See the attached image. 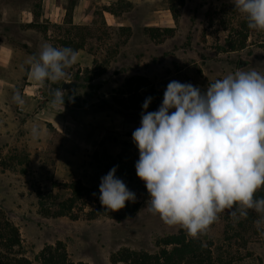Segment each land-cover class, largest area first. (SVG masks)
<instances>
[{
  "label": "rangeland",
  "instance_id": "1",
  "mask_svg": "<svg viewBox=\"0 0 264 264\" xmlns=\"http://www.w3.org/2000/svg\"><path fill=\"white\" fill-rule=\"evenodd\" d=\"M97 1L90 27H66L68 47L82 45L95 62L89 70L75 65L67 70L72 87L65 91L64 108L52 109L43 100L20 107L12 99L16 91L23 95L20 88L0 94V212L19 230L15 250L33 264H42L41 252L58 243L75 263L130 264L122 260L126 251L156 253L163 238L180 231L187 235L145 208L149 194L136 175L139 151L132 140L142 104L151 96L147 111L157 110L172 80L206 89L237 69L264 73V32L250 30L231 0H184L181 5L173 0L175 14L169 0ZM103 11L123 27L107 26ZM137 83L143 87L139 91ZM63 84L40 90L51 100L50 90ZM34 126L40 130L37 139L31 136ZM114 166L116 176L136 194L139 207L133 215L90 219L91 203L77 220L41 214L40 192L58 202L70 195L63 184L80 181L99 188ZM258 192L264 193V187ZM257 218L250 212L234 222L227 212L220 214L206 235L213 243L214 264H264V235L253 223ZM12 258L4 253L3 264Z\"/></svg>",
  "mask_w": 264,
  "mask_h": 264
},
{
  "label": "clouds",
  "instance_id": "2",
  "mask_svg": "<svg viewBox=\"0 0 264 264\" xmlns=\"http://www.w3.org/2000/svg\"><path fill=\"white\" fill-rule=\"evenodd\" d=\"M231 3L250 30L264 32V0ZM76 62L71 47L45 42L21 70L43 87L69 83L67 70ZM50 95L52 109L64 108L61 87ZM12 99L23 107L19 91ZM152 100H144L140 126L132 132L139 151L136 175L149 194L146 210L192 239L207 235L222 213L239 222L255 212L254 226L264 235V196H256L264 187V73L237 69L206 89L172 80L158 109L147 111ZM39 135L34 126L32 138ZM117 168L102 176L99 185L101 205L113 212L126 201L136 202V194L116 176Z\"/></svg>",
  "mask_w": 264,
  "mask_h": 264
},
{
  "label": "crops",
  "instance_id": "3",
  "mask_svg": "<svg viewBox=\"0 0 264 264\" xmlns=\"http://www.w3.org/2000/svg\"><path fill=\"white\" fill-rule=\"evenodd\" d=\"M97 0H0V94L21 89L25 106L40 104L49 99L42 95V86L21 70L26 58L38 54L43 43L64 46L66 27L88 28L93 24ZM109 27H123L117 17L103 11ZM68 43V42H67ZM94 56L82 47L74 64L82 70L92 69ZM48 109V107H46ZM64 112V111H63ZM54 115L49 116L53 123ZM56 121L60 122L57 118Z\"/></svg>",
  "mask_w": 264,
  "mask_h": 264
},
{
  "label": "trees",
  "instance_id": "4",
  "mask_svg": "<svg viewBox=\"0 0 264 264\" xmlns=\"http://www.w3.org/2000/svg\"><path fill=\"white\" fill-rule=\"evenodd\" d=\"M183 2L184 0H179L180 5ZM177 8L173 0H169V10L173 14L176 13ZM69 45L71 43L64 42V46L68 47ZM82 47V45H77L74 50L77 52ZM77 77L79 76L77 75ZM137 86V91L143 88L140 83H137ZM63 187L69 189L70 195L58 202L51 200L52 196L50 194L42 192L38 194V203L42 215L51 218L70 217L77 220L80 217V212L84 211L83 206L91 203L93 204L92 209L87 213L90 219L107 216L121 220L133 215L139 207L138 202L126 201V206L119 211H107L100 203L98 187L87 188L80 181L63 184ZM256 196H264V193L258 192ZM20 243L19 230L9 220L5 219L0 212V264H3L4 253H10L15 257L8 264H33L32 261L15 250L20 246ZM160 244V250L156 253L126 251L122 260L130 262V264H214L213 243L207 240L206 235L203 238L192 239L183 231H180L177 234L163 238ZM39 260L42 264H84L71 261L62 243H58L55 247H46L41 252Z\"/></svg>",
  "mask_w": 264,
  "mask_h": 264
},
{
  "label": "water",
  "instance_id": "5",
  "mask_svg": "<svg viewBox=\"0 0 264 264\" xmlns=\"http://www.w3.org/2000/svg\"><path fill=\"white\" fill-rule=\"evenodd\" d=\"M247 64L246 63H241L240 64V67H244V66H246ZM71 84H68V83H64L63 85H62V87H61V89L63 90V91H66L67 89H70V87H72V86H70Z\"/></svg>",
  "mask_w": 264,
  "mask_h": 264
}]
</instances>
